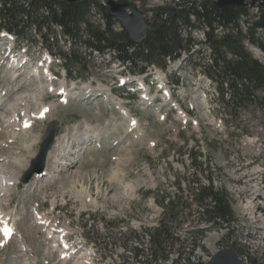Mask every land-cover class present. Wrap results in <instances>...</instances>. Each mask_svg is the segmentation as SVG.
I'll list each match as a JSON object with an SVG mask.
<instances>
[{
  "label": "rangeland",
  "instance_id": "rangeland-1",
  "mask_svg": "<svg viewBox=\"0 0 264 264\" xmlns=\"http://www.w3.org/2000/svg\"><path fill=\"white\" fill-rule=\"evenodd\" d=\"M168 2L146 0L144 7L136 6L149 17L150 9ZM258 13V8L250 9L252 21ZM91 14L98 23L94 10ZM59 33L55 29L54 56L33 25L22 39L0 32V59L12 43L10 56L25 58L27 69L46 66L51 73L46 80L37 69L39 82L37 77L25 79L21 69L11 77L2 71L8 58L0 60V87L7 89L0 102L15 105L16 128L22 112L52 105L47 118L36 119L31 130H15L20 134L15 144L5 127L10 106H0V184L2 173L14 178L10 191H0V209L13 231L8 240L0 237V264H155L143 255L134 258L130 247L142 246L135 235L142 237L145 228L157 225L163 212L159 197L181 194L190 203L195 177L202 183L210 177L215 187L228 192L237 222L230 235L209 231L194 262L203 263L215 250L232 246L243 264H264V112L249 108L238 118L227 116L216 86L196 65L208 61L202 31L192 29V57L182 55L165 71L154 68L132 75L111 56L94 53L86 57V68H75L70 77L58 57L68 51ZM246 46L263 62L261 50ZM53 123L59 135L51 148L57 157L49 162V175L23 184L24 168L13 160L30 161ZM242 127L246 129L240 131ZM34 137L36 142L24 148L22 143ZM192 148L200 151L201 171L191 162ZM189 210L188 220L176 231L185 240L199 221L193 203ZM188 246L186 242L183 258ZM176 250H169L171 258Z\"/></svg>",
  "mask_w": 264,
  "mask_h": 264
},
{
  "label": "trees",
  "instance_id": "trees-1",
  "mask_svg": "<svg viewBox=\"0 0 264 264\" xmlns=\"http://www.w3.org/2000/svg\"><path fill=\"white\" fill-rule=\"evenodd\" d=\"M118 1H130L133 5L140 3L142 7L146 3V0ZM214 2L169 0L150 9V16L145 17L148 24L146 36L140 42H131L125 31L116 27L117 20L101 0L75 3L0 0V30L22 39L26 36L27 27L33 25L48 43L46 48L52 54V47L58 45L55 29H60L61 37L68 43V51L61 52L58 57L63 59L62 65L70 77L75 68H80L78 72L85 69L86 57L90 59L94 53L111 56L131 74H144L154 67L164 71L168 62L178 60L182 55L189 59L196 52L192 29L197 28L203 33L208 61L196 65L216 86L217 99L224 105L227 116L238 118L249 108L264 112V59L260 62L252 57L246 46L253 45L264 54V22L260 8L252 21L249 7L216 8ZM93 10L103 23L92 21ZM178 83L175 80L174 84ZM243 129L246 127L240 128V131ZM189 155L191 162L201 171L202 165L198 162L200 151L192 148ZM208 178L207 183H202L195 177L196 184L189 195L190 203L181 194L157 199L163 212L155 227L145 228L142 237L135 235L136 241H142V246L130 247L136 260L143 255L146 262L155 264H202L194 262V259L196 250L204 249L202 240L206 234L211 230H225L226 235L233 233L237 219L230 195L224 188L215 187ZM176 184L180 189L179 178ZM192 203L197 207L199 221L185 240L176 231L188 220ZM186 242L188 252L183 258ZM174 247L177 255L171 258L169 250Z\"/></svg>",
  "mask_w": 264,
  "mask_h": 264
},
{
  "label": "water",
  "instance_id": "water-1",
  "mask_svg": "<svg viewBox=\"0 0 264 264\" xmlns=\"http://www.w3.org/2000/svg\"><path fill=\"white\" fill-rule=\"evenodd\" d=\"M67 3L83 2L87 0H61ZM108 11L119 21L122 25L125 34L131 42L142 41L148 29L142 12L136 6L127 1L107 0ZM216 8H224L228 6H244L248 5L250 8L261 7L264 9V0H250L246 4L245 0H216ZM264 22V12H263ZM58 133V125L52 124L46 131L45 136L39 144L36 155L30 160L28 166L25 168L20 176L22 183H28L34 175H42L44 173L46 158L49 150L52 147L55 136ZM202 264H243L237 250L232 247H223L211 253L210 257Z\"/></svg>",
  "mask_w": 264,
  "mask_h": 264
},
{
  "label": "bare ground",
  "instance_id": "bare-ground-1",
  "mask_svg": "<svg viewBox=\"0 0 264 264\" xmlns=\"http://www.w3.org/2000/svg\"><path fill=\"white\" fill-rule=\"evenodd\" d=\"M9 48V43H7L6 44V46L4 47V52H6V50ZM1 54V53H0ZM3 55V54H2ZM1 55V59L0 60H2V62L5 60V59H7V58H5V57H3ZM7 57V56H6ZM5 62V61H4ZM25 59L24 60H18V59H16V58H9V61H7L6 62V67H5V69L4 70H2L3 72H5V74L6 75H9V76H11V77H16L17 75H18V73H17V75H15V73L18 71H20V69H21V73L20 74H22V76L25 78V79H29V80H31V78H32V80L34 81V76H36L37 78H35V82H39L38 80H39V78H38V76H39V74H38V72H37V69H38V67L37 68H33V69H27V67H26V65H24L25 64ZM39 70V69H38ZM1 71V70H0ZM40 71V73L42 72L43 73V75L46 77V80H48L49 79V75H50V71L47 69V67L45 66L43 69H41V70H39ZM45 80V81H46ZM21 89V88H20ZM2 90V87H0V97H2V96H4V95H6L7 94V92H6V88H4L3 87V90ZM47 92V91H46ZM62 98L64 99V97H66L67 95H66V93L64 92V91H62ZM70 99V98H69ZM1 103V105L0 106H2V105H6L5 107L7 108V106H10V107H8L7 108V110L9 111H11V113H10V115L9 116H7V118H6V120H5V123H6V134L7 135H9L8 137L9 138H11L12 139V144H15V142H16V140L18 141V136H20V134L17 136V133L15 132V130L16 129H21V131L24 129L25 131L24 132H28L29 130H31L32 128H33V124H34V122H35V120L37 119H45V118H47V116L49 115V113H50V110H51V108H52V105H46V106H44V105H41L40 106V108L37 110V112H35V113H29V110H27L28 111V113H27V115H25L26 114V112L24 113V112H22V114L23 115H25V116H23L22 114H21V121L19 122V128H16V126L18 125L17 124V119H16V115H15V110H14V108H15V105L14 106H12L11 104H5L3 101L2 102H0ZM40 105V104H39ZM45 109L47 110V111H45ZM22 110H25V108L24 109H22ZM125 112V111H124ZM18 120H19V118H18ZM135 123L134 122H132L131 123V125H134ZM27 125V126H26ZM27 129V130H26ZM23 132V133H24ZM58 136V135H57ZM57 136H56V138H55V141H56V139H57ZM35 138V139H34ZM32 140H30V142H23L22 143V145H23V147L24 148H26V149H28V148H30L31 146H32V144L34 143V142H36V140H37V138L38 137H34ZM20 140V139H19ZM54 141V142H55ZM63 143V142H62ZM54 146V145H53ZM50 152V153H49ZM48 152V155H47V157H48V165H47V167L45 168V170H44V175H49V171H48V167L51 165L49 162H53L54 160H56L55 158L57 157V154H56V148L54 149H52L51 151H49ZM36 155V153H33V156H32V158L34 157ZM15 163V165H19V166H21V167H23L24 169L27 167V165H28V160L26 159V158H24V157H19V161H18V159H15V160H13ZM46 162H47V159H46ZM20 168V167H19ZM50 170V169H49ZM3 174V177L1 178V189H0V191H4V193H7L8 191H10L8 188H9V186H10V184L14 181V178L13 177H6V175L4 174V173H2ZM15 175V174H14ZM13 175V176H14ZM7 214L6 213H3L2 211H1V209H0V228H1V225L2 224H4L5 222H7ZM211 238V237H210ZM211 240L212 239H210V240H208V242L210 243L211 242ZM214 240V239H213ZM208 243V244H209ZM61 248H63L62 249V253H63V256H66V253L67 252H65L64 253V251L66 250V246H65V244H61Z\"/></svg>",
  "mask_w": 264,
  "mask_h": 264
},
{
  "label": "snow or ice",
  "instance_id": "snow-or-ice-1",
  "mask_svg": "<svg viewBox=\"0 0 264 264\" xmlns=\"http://www.w3.org/2000/svg\"><path fill=\"white\" fill-rule=\"evenodd\" d=\"M45 111H47L46 109H45ZM27 126V125H26Z\"/></svg>",
  "mask_w": 264,
  "mask_h": 264
}]
</instances>
